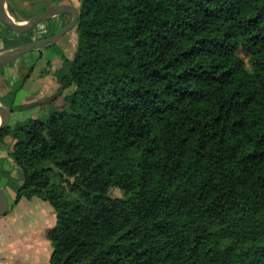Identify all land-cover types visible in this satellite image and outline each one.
<instances>
[{"label": "trees", "instance_id": "trees-1", "mask_svg": "<svg viewBox=\"0 0 264 264\" xmlns=\"http://www.w3.org/2000/svg\"><path fill=\"white\" fill-rule=\"evenodd\" d=\"M76 7L54 94L0 131L49 264H264V0Z\"/></svg>", "mask_w": 264, "mask_h": 264}, {"label": "crops", "instance_id": "crops-1", "mask_svg": "<svg viewBox=\"0 0 264 264\" xmlns=\"http://www.w3.org/2000/svg\"><path fill=\"white\" fill-rule=\"evenodd\" d=\"M47 2L48 0H7L6 8L14 20L23 22L42 12ZM69 2L76 7L77 0ZM70 20L69 15H62L22 33L11 31L0 21V51L23 45L27 40L45 38ZM76 42L72 30L52 46L27 53L1 65L0 101L5 107L9 110L10 106H26L42 102L53 95L56 86L52 74L62 64L60 55L68 48L75 49ZM47 61L50 62L48 67ZM32 66L34 68L30 77L23 81L22 77ZM45 68L48 74L41 77L40 74ZM10 100H14V103L8 102ZM38 111L33 112L32 116H37L40 113ZM18 113L21 112L11 113L10 118ZM12 145L9 136L0 141V187L9 202L8 212L0 216V264H49L51 243L47 232L55 226L56 214L49 203L40 197L21 198L13 204L17 194V190L13 189L14 185L22 178L9 157ZM11 194L14 197L9 198Z\"/></svg>", "mask_w": 264, "mask_h": 264}, {"label": "water", "instance_id": "water-1", "mask_svg": "<svg viewBox=\"0 0 264 264\" xmlns=\"http://www.w3.org/2000/svg\"><path fill=\"white\" fill-rule=\"evenodd\" d=\"M6 5L7 0H0V21L7 28L16 33L26 32L40 23L50 21L62 15H69L71 20L68 24L45 38L33 40L9 50L0 51V66L27 53L40 51L56 44L63 36L75 28L79 17L77 7L60 4L50 10L39 12L23 22H19L11 17L7 11ZM10 116L11 112L0 103V131L9 125ZM23 184L24 180L21 179L20 186ZM8 210L9 202L7 196L0 187V216H4Z\"/></svg>", "mask_w": 264, "mask_h": 264}, {"label": "rangeland", "instance_id": "rangeland-1", "mask_svg": "<svg viewBox=\"0 0 264 264\" xmlns=\"http://www.w3.org/2000/svg\"><path fill=\"white\" fill-rule=\"evenodd\" d=\"M75 36H76V34H75ZM71 50H73L72 48H68L67 49V51H66V53H67V55H68V53L71 51ZM29 54V53H28ZM27 73V72H26ZM25 73V74H26ZM8 102H10V103H14V100H10V101H8ZM10 105V104H9ZM39 109H36L35 107L34 108H24V109H22V110H20V112L21 113H18V115H13L11 118H10V121H9V125L10 126H13L15 123H17V122H21V121H24V120H26V119H28V118H30V117H37V116H39L41 113H39L37 116H32V113L33 112H37ZM39 112V111H38ZM11 187H13V186H11ZM18 187H21L20 186V181L19 182H17L15 185H14V188L13 189H15V191L16 190H18ZM12 198V197H14V195H10L9 196V198ZM51 253H52V247H51Z\"/></svg>", "mask_w": 264, "mask_h": 264}]
</instances>
